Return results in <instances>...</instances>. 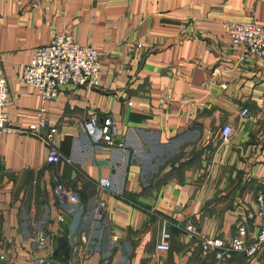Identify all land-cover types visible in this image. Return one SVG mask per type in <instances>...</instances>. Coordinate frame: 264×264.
<instances>
[{"label": "crops", "instance_id": "0c3cea01", "mask_svg": "<svg viewBox=\"0 0 264 264\" xmlns=\"http://www.w3.org/2000/svg\"><path fill=\"white\" fill-rule=\"evenodd\" d=\"M246 20L264 23V0H0L8 124L20 130L0 137V264L43 254L52 264H264V245L223 260L200 246L240 226L251 242L261 224L264 61L222 26ZM55 33L103 52L99 85L61 86L43 101L21 65ZM41 107L47 125L28 132ZM92 114L112 118L123 148L78 128ZM50 147L58 162L46 160ZM38 227L46 249L35 246ZM164 228L167 251L155 247Z\"/></svg>", "mask_w": 264, "mask_h": 264}, {"label": "built area", "instance_id": "2783aa9c", "mask_svg": "<svg viewBox=\"0 0 264 264\" xmlns=\"http://www.w3.org/2000/svg\"><path fill=\"white\" fill-rule=\"evenodd\" d=\"M224 31L230 37L233 45L242 47L247 54L264 61V23L252 20L227 22L223 25ZM102 51L89 45H80L66 33H55L48 43L37 48L27 64L21 65L22 79L34 87L43 101H50L57 97L61 86L80 85L94 88L99 85V73L101 68ZM10 102L9 86L0 67V137L4 133H17L20 130L8 124L7 105ZM46 109L41 107L38 111L39 119L36 124L29 125L28 132L34 133L38 128L45 127L47 120L43 115ZM241 116L248 115V109L240 111ZM79 129L85 132L95 145L123 148L125 143L116 138V129L111 117L102 119L95 114L89 115L77 123ZM50 132H55L51 128ZM232 132V126L225 123L220 129L222 141H227ZM48 162H58L60 156L54 147L49 148L46 157ZM3 157L0 152V172L2 170ZM100 186L110 188L111 181L108 177L100 179ZM70 200L76 204L79 195L72 191ZM256 216L261 224L251 242L246 241V228L240 226L237 234L226 240L220 237H201L200 246L203 254L213 253L217 260L230 259L235 252H244L247 255L254 254L259 247L264 245V189L257 195ZM104 212V202L99 199L94 208V218L99 220ZM189 238L197 235L194 226H186ZM170 233L162 229L160 238L155 247L159 250H169ZM35 246L38 250L46 249L47 236L43 228L35 231ZM34 264H52L50 256L43 254L37 256Z\"/></svg>", "mask_w": 264, "mask_h": 264}]
</instances>
